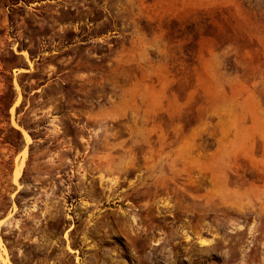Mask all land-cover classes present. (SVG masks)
I'll use <instances>...</instances> for the list:
<instances>
[{
	"label": "rangeland",
	"instance_id": "rangeland-1",
	"mask_svg": "<svg viewBox=\"0 0 264 264\" xmlns=\"http://www.w3.org/2000/svg\"><path fill=\"white\" fill-rule=\"evenodd\" d=\"M0 264H264V0H0Z\"/></svg>",
	"mask_w": 264,
	"mask_h": 264
},
{
	"label": "trees",
	"instance_id": "trees-1",
	"mask_svg": "<svg viewBox=\"0 0 264 264\" xmlns=\"http://www.w3.org/2000/svg\"><path fill=\"white\" fill-rule=\"evenodd\" d=\"M15 130V129H14ZM17 133H18V135H20V133H19V131H17V130H15Z\"/></svg>",
	"mask_w": 264,
	"mask_h": 264
}]
</instances>
